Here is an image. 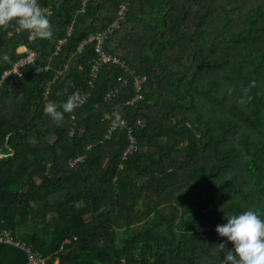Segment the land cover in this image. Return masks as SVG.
Instances as JSON below:
<instances>
[{"label": "trees", "instance_id": "obj_1", "mask_svg": "<svg viewBox=\"0 0 264 264\" xmlns=\"http://www.w3.org/2000/svg\"><path fill=\"white\" fill-rule=\"evenodd\" d=\"M38 3L52 39L0 28V76L22 44L42 68L0 83L1 224L49 264H224L217 245H233L217 225L250 209L264 219V0H129L103 47L127 71L95 79L92 46L77 47L121 0ZM135 77L141 100L126 105ZM76 91L87 97L60 124L44 113ZM113 116L137 141L126 160V128L103 140ZM25 262L0 244V264Z\"/></svg>", "mask_w": 264, "mask_h": 264}, {"label": "clouds", "instance_id": "obj_2", "mask_svg": "<svg viewBox=\"0 0 264 264\" xmlns=\"http://www.w3.org/2000/svg\"><path fill=\"white\" fill-rule=\"evenodd\" d=\"M13 22L18 30L27 31L36 38L53 37L49 14L39 5L38 0H0V28L7 29ZM4 59L9 58L4 56ZM252 86H255L254 82ZM231 91L229 89V93ZM244 91L247 94L249 89ZM83 102L84 97L76 91L62 105L52 102L46 104L44 113L60 124L64 113L73 112ZM239 102L245 101L241 99ZM226 219L227 223L216 227V232L233 245L231 250L224 243L217 245V250L224 253V264H264V219L260 213L250 209Z\"/></svg>", "mask_w": 264, "mask_h": 264}, {"label": "built area", "instance_id": "obj_3", "mask_svg": "<svg viewBox=\"0 0 264 264\" xmlns=\"http://www.w3.org/2000/svg\"><path fill=\"white\" fill-rule=\"evenodd\" d=\"M87 0H83V4L86 3ZM128 6H129V0H121V3L119 5L116 18L114 22L109 25L106 29L99 31L97 33L89 34L84 40H82L78 47L77 51L80 52L82 48L86 45H91L93 48V52L96 56V61L94 62V65L91 70V78L95 79L98 69L101 66L104 65H113L118 66L120 69H123L125 72L127 71L125 65L123 62H121L117 57L108 55L103 47L107 40L109 39V36L117 31L121 24L124 22L126 14L128 12ZM47 10L49 16L52 13V10L50 7H42ZM70 30L67 32V36L69 35ZM13 33H10L12 35ZM32 35L30 34L28 36L29 40H32ZM63 40H59L58 43H62ZM16 52L19 54H22V57L17 59L15 62H13L12 66L9 69H6L2 72L0 76V83L6 78L11 75L20 76L21 75V69L26 65H33L36 69L41 70L42 68L39 67L34 63L35 59V53L29 48L27 44H22L19 47H17ZM48 67H44L43 69H47ZM144 81V79H141L139 77H135L133 80V87H134V93L135 96L130 101L126 102V105H132L136 103L137 101L141 100V84ZM118 83L125 84L126 81L123 79V77H119L117 79ZM48 90L49 87L47 86L45 88L44 92V100L47 99L48 96ZM116 92V90H111L107 94V98H110L113 96V94ZM84 97V101L87 97V94L82 95ZM84 103V102H83ZM82 103V104H83ZM81 104V105H82ZM109 120V127L107 130V133L103 136V140H108L111 136V134L118 128H126L125 121L118 118L117 116L108 117ZM126 135H127V141L129 142V146L124 152L122 160H126V158L130 155H132L134 152H138L137 147V141L132 135V131L130 128H126ZM90 146L87 147L89 149ZM84 158L79 157L73 160L71 163V167H73L76 163L81 162ZM122 168V167H121ZM0 244H6L9 246H12L20 251H22L25 254L26 262L25 264H49L51 262L50 257H43L38 252L33 250L29 244H26L23 241H20L16 239L12 233V230H10L7 227H4L0 222ZM63 247L61 246L58 252H61ZM57 252V253H58ZM56 253V254H57ZM53 264H58V259H55Z\"/></svg>", "mask_w": 264, "mask_h": 264}, {"label": "rangeland", "instance_id": "obj_4", "mask_svg": "<svg viewBox=\"0 0 264 264\" xmlns=\"http://www.w3.org/2000/svg\"><path fill=\"white\" fill-rule=\"evenodd\" d=\"M142 153H145V151H143V150H142ZM143 223H144V222H143V221H141V222H139L138 224H143Z\"/></svg>", "mask_w": 264, "mask_h": 264}]
</instances>
